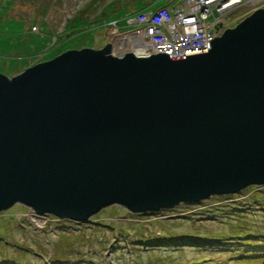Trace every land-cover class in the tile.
Segmentation results:
<instances>
[{
    "label": "water",
    "instance_id": "obj_1",
    "mask_svg": "<svg viewBox=\"0 0 264 264\" xmlns=\"http://www.w3.org/2000/svg\"><path fill=\"white\" fill-rule=\"evenodd\" d=\"M114 49L0 73V211L84 222L264 185V8L206 52Z\"/></svg>",
    "mask_w": 264,
    "mask_h": 264
},
{
    "label": "rangeland",
    "instance_id": "obj_2",
    "mask_svg": "<svg viewBox=\"0 0 264 264\" xmlns=\"http://www.w3.org/2000/svg\"><path fill=\"white\" fill-rule=\"evenodd\" d=\"M154 1L0 0V73L16 75L69 49H98L111 37L117 43L109 17ZM128 42L113 52H134ZM246 252L260 257L239 260ZM204 256V264H264V185L143 213L111 205L84 222L21 204L0 211V264H191Z\"/></svg>",
    "mask_w": 264,
    "mask_h": 264
},
{
    "label": "built area",
    "instance_id": "obj_3",
    "mask_svg": "<svg viewBox=\"0 0 264 264\" xmlns=\"http://www.w3.org/2000/svg\"><path fill=\"white\" fill-rule=\"evenodd\" d=\"M260 8H264V0H172L129 13L123 25L112 20L106 27L110 36L138 41L139 53L182 57L206 52L210 41ZM124 27L132 30L122 31Z\"/></svg>",
    "mask_w": 264,
    "mask_h": 264
},
{
    "label": "trees",
    "instance_id": "obj_4",
    "mask_svg": "<svg viewBox=\"0 0 264 264\" xmlns=\"http://www.w3.org/2000/svg\"><path fill=\"white\" fill-rule=\"evenodd\" d=\"M156 2H157V0H155L151 5L143 6V7H141V8L138 9V10H143V9L150 8V7L154 6L155 4H157ZM162 5H163V4H162ZM138 10H136V11H138ZM136 11H133V12H136ZM129 13H132V12H126V11H124V7H123V8H121V10L117 13L118 15H120L118 18H115L114 16H111V17H109V20H108V21L116 20V22H117L119 25H123V24H124V20H125L126 16H127ZM193 242H194V241H192V242H188V243H193ZM195 242L198 243V240H196ZM237 244H238V245H242V243H240V242H237ZM244 245L247 246V247H249V246L258 245V244H252L251 242L248 243L247 241H245ZM244 245H243V246H244ZM250 251H251V249H250ZM238 255H239V257H238L239 260H244L245 258H256V257H260L259 255L255 254L254 252H253V253H252V252H251V253H247V252H246V253H242V254H238ZM228 257H229V256H228ZM207 259H208V257H207V256H204L201 260L198 259L197 261H195L194 263H191V264H199V263L204 264V262H205ZM227 259H229V258H227ZM234 259H235V258H234ZM234 259H232V260H233L232 263H233V264H237V262H239V261H235ZM252 262H255V259H254Z\"/></svg>",
    "mask_w": 264,
    "mask_h": 264
},
{
    "label": "bare ground",
    "instance_id": "obj_5",
    "mask_svg": "<svg viewBox=\"0 0 264 264\" xmlns=\"http://www.w3.org/2000/svg\"><path fill=\"white\" fill-rule=\"evenodd\" d=\"M125 41L126 42L129 41L127 37H120V38H118L117 43H116L117 47L120 48V47L124 46L123 43ZM130 42H131L132 47H133V48L132 47H130V48L131 49H134V53H139V51H137L139 49L136 48V47L140 46L141 44L138 41H130ZM130 42H128V43H130Z\"/></svg>",
    "mask_w": 264,
    "mask_h": 264
},
{
    "label": "crops",
    "instance_id": "obj_6",
    "mask_svg": "<svg viewBox=\"0 0 264 264\" xmlns=\"http://www.w3.org/2000/svg\"><path fill=\"white\" fill-rule=\"evenodd\" d=\"M161 1V2H158ZM158 2V3H157ZM157 4H155L154 6H158V5H162V4H169L172 2V0H157ZM141 5V4H140ZM142 6V5H141Z\"/></svg>",
    "mask_w": 264,
    "mask_h": 264
},
{
    "label": "clouds",
    "instance_id": "obj_7",
    "mask_svg": "<svg viewBox=\"0 0 264 264\" xmlns=\"http://www.w3.org/2000/svg\"><path fill=\"white\" fill-rule=\"evenodd\" d=\"M31 65H33V64H31ZM29 67V66H28Z\"/></svg>",
    "mask_w": 264,
    "mask_h": 264
}]
</instances>
